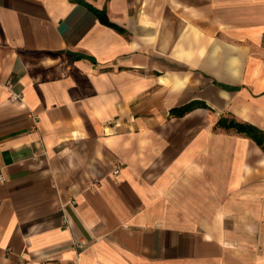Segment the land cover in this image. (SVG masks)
Masks as SVG:
<instances>
[{
    "label": "crops",
    "instance_id": "crops-1",
    "mask_svg": "<svg viewBox=\"0 0 264 264\" xmlns=\"http://www.w3.org/2000/svg\"><path fill=\"white\" fill-rule=\"evenodd\" d=\"M0 176V264H264V0H0Z\"/></svg>",
    "mask_w": 264,
    "mask_h": 264
},
{
    "label": "trees",
    "instance_id": "trees-1",
    "mask_svg": "<svg viewBox=\"0 0 264 264\" xmlns=\"http://www.w3.org/2000/svg\"><path fill=\"white\" fill-rule=\"evenodd\" d=\"M92 10L96 13V15L99 17V19H100L101 21H103V22H105V23H108V24H111V23L107 20L106 15H105L104 12L99 11V10H97V9H95V8H93ZM118 29H121V28H118ZM121 30H122V29H121ZM193 108H194V105L191 103V104H188V105L183 106V107H181V108L173 109V110H172V113L181 116V115H184V114H186L187 112L191 111ZM227 119H228V118H226V117H222V118L219 119V121H218L217 124H219V125H223V126H226L228 129H232V128H234V129H236V130H237L238 132H240V133H244V134H246V135H248V136H250V137H254V135L250 133V129H255V127L250 126V127L247 128V130H246L244 124L239 123V122H236L235 120H230V121L228 120V121H229V122H228Z\"/></svg>",
    "mask_w": 264,
    "mask_h": 264
},
{
    "label": "built area",
    "instance_id": "built-area-1",
    "mask_svg": "<svg viewBox=\"0 0 264 264\" xmlns=\"http://www.w3.org/2000/svg\"><path fill=\"white\" fill-rule=\"evenodd\" d=\"M11 84H9L8 86L10 87ZM10 99L13 100V101H17V100H20L21 99V96L19 94H15V93H11V96H10ZM120 171V167H117L115 170H114V173L117 174L119 173ZM0 180H2V176H0ZM76 245L80 248H83L84 247V242H77ZM41 264H47L46 262H41Z\"/></svg>",
    "mask_w": 264,
    "mask_h": 264
}]
</instances>
